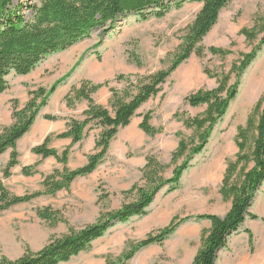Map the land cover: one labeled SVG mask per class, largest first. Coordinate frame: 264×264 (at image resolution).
Here are the masks:
<instances>
[{
    "label": "trees",
    "instance_id": "trees-1",
    "mask_svg": "<svg viewBox=\"0 0 264 264\" xmlns=\"http://www.w3.org/2000/svg\"><path fill=\"white\" fill-rule=\"evenodd\" d=\"M235 0H0V95L10 89L8 78L11 75L26 76L32 73L47 57L65 52L74 46L90 39L95 33L106 35L119 22L131 16H138L140 21L152 18L163 19L173 10H179L186 4L201 3L203 7L194 22L186 29V34L177 50L169 54L171 57L168 68L143 77H138L134 84L130 76L120 75L117 81L125 83L122 90L111 89L112 98L109 108L98 105L94 95L106 84L96 85L90 81H82L74 86L65 101L69 108H75L80 102L89 104L83 120L71 119L67 131L46 138L45 142L33 149V153L44 159L53 157L62 170H55L43 176L42 190L19 196L8 190L0 181V214L11 208L30 203L43 196H55L60 191H70L72 184L82 177L92 175L102 165L107 157L110 144L121 129L128 127L138 110L151 99L156 98L163 86L180 66L193 55L198 58L206 56V49L201 46L204 39L217 25L221 11ZM264 25V19H261ZM258 48L249 54H241L229 74L219 77L209 70L205 74L212 79H218V88L192 93L185 103L198 108L206 106L207 110L201 118H191L187 113H177L175 119L182 121L187 128L196 129L199 133V144L190 146L184 139L180 140L178 149L172 156L171 166L177 165L170 179L165 178V172L170 166L163 165L157 155L149 154L146 165L141 170L140 183L122 193L125 196L123 206L114 211L102 212L97 221L79 230L70 228L62 237H53L39 252H27L15 261L6 257L0 264H62L92 248L93 243L104 237L116 225L126 223L135 217H146L150 206L157 196L165 189L173 193L179 189L182 175L190 167L196 155L201 154L209 143L217 123L226 115L230 104L238 95L240 79L250 67L257 53L264 46V29ZM248 42L256 38L254 30L241 32ZM101 47L98 45L97 48ZM212 55L224 57L228 52L209 48ZM129 62L143 67L139 56L130 55ZM79 66V63L75 68ZM74 68V69H75ZM232 75L236 83L230 85ZM68 77V76H66ZM66 77L57 81L49 90L43 87L30 90V100L25 107L20 108L19 101H10L13 124L0 127V157L11 151L10 160L3 172L4 178L12 176V169L19 165L17 144L31 129L40 111L47 106L50 97L65 81ZM220 78V79H219ZM260 112L257 123L252 116L245 127L238 129L236 143L239 148L236 161L228 162L222 191L233 196V206L230 212L220 218L216 215L196 216L198 220H207L212 224L205 233L203 247L194 259L193 264H216L218 253L226 247L228 238L246 221L247 217L256 220L250 213L257 192L264 183V102L261 100L254 108V113ZM252 114V115H253ZM47 119L55 120L48 116ZM152 113L143 116L140 129L150 137L163 132L150 124ZM94 127L102 128V133L96 142L95 152L88 156V163L76 170L68 168L71 148L58 152L49 147L53 139H71L78 144L86 137L87 130ZM255 135L252 154L245 152L251 136ZM179 136V134H178ZM191 147V148H190ZM251 161V170L241 167L243 162ZM38 164L23 168V175L32 177L38 174ZM240 177V184H232V178ZM109 194L102 191L99 202H105ZM38 217L55 226L67 223L63 213L51 207L39 209ZM191 218H175L165 229L149 235L137 243L130 242L121 257H107V264H128L141 250L157 244L163 245L177 229ZM250 233V232H249ZM251 234V233H250ZM251 242L253 236L251 234Z\"/></svg>",
    "mask_w": 264,
    "mask_h": 264
},
{
    "label": "rangeland",
    "instance_id": "rangeland-1",
    "mask_svg": "<svg viewBox=\"0 0 264 264\" xmlns=\"http://www.w3.org/2000/svg\"><path fill=\"white\" fill-rule=\"evenodd\" d=\"M202 7L203 4L201 3L186 4L179 10H173L163 19L152 18L146 22L140 21L138 16H131L128 19L119 22L115 29L106 35H101L100 32H97L90 39L65 51L66 53L62 52L47 57L37 66L38 72L36 74L43 75L44 73L46 77H52L50 76L52 72L58 71L62 68L64 69V66L68 63H61L62 59H60V56L62 54H66L70 58L79 57L78 62H76L79 63L85 55L100 51L102 55H105V58H109L112 53V56L115 57L116 68L120 73H125L126 68L130 64L136 65L129 62L130 55L139 56L143 62V67H139V74L141 75L138 76L144 78L149 72H155L159 70L160 67L164 69L168 68L171 59L168 55L174 53L182 43V39L186 34V29L194 22ZM261 19H264V0H235L223 9L217 25L201 44V46L207 50L206 56L204 58H198L193 55L186 63H184L185 66L184 64L180 66L181 72L179 78L176 77L174 82V80L172 81L171 76L168 80V85L165 88L167 90L169 88V91L172 93L177 87L178 93L181 96V100H173L169 105V110L172 112L176 111V114H182L185 112L191 118L203 117L207 107L200 106L198 109L193 110L191 109L192 107L185 103L186 98L192 93L201 90L211 91L218 88V79L208 77V75L205 74V70L218 74L219 77L229 74L234 63L240 60L241 54H249L258 48L261 38L263 37L260 30L263 31L264 29L263 23L259 22ZM255 28L257 32L256 38L252 42H248L241 32L243 30H254ZM98 45H101V47L97 48ZM211 47L228 52V55L224 57H221L220 55H212L209 52V48ZM19 79V76L15 75H11L8 78L11 90L12 88L15 89ZM138 79L139 78L136 76L135 78H132L131 82L136 84ZM235 83L236 78L232 75L230 85H234ZM124 86L127 85L124 83ZM261 100L264 102V46L259 50L257 57L240 79L238 95L236 99L232 101L228 109L229 118L232 120L231 124H235L238 121L240 122L242 116L245 118L243 120H249L252 116L253 122L256 124L260 112L253 114L254 108ZM175 115L168 125L172 126L173 124L179 123L184 125L182 121L175 119ZM184 128L185 129L179 134V136L178 134H170L168 136L171 137L173 143L176 144L173 151H162L154 154L157 155L163 165L170 166L165 172V178L167 179H170L173 176L175 167L182 164L184 161V158H182L178 161L177 165L171 166L172 156L178 149L180 140L184 139L190 146H196L200 143L199 133L196 129L187 128L185 125ZM228 128L229 126L227 129ZM254 141L255 135L253 137L251 136L249 144L245 150L248 156L252 154ZM196 156L192 160L189 169L183 173L179 189L173 193H167V189L163 190L157 196V202H154L151 205L153 209H155L162 206L165 202H168L172 207L176 208L175 215L170 224L175 218H191L174 233L182 235V241L178 243V241L175 242L173 238L169 243L170 249H168V251L164 250L162 254H159L158 256L155 255V257L152 260H149L148 263L145 260V254L143 258L141 257L140 259L133 261L132 264H174L177 260L172 259V257L169 258L168 254L172 255L175 249L177 251L180 250L181 255L184 256L187 261L193 256L195 258L202 249L205 233L208 232L204 229L207 220H198L196 219V216L214 215L211 214L213 211L212 206H215L217 203H220L225 210L229 209L228 204L231 202L233 206V196L230 194H224L222 191L223 182L222 185L214 187L205 184L201 185L200 183V185H198L192 181V176L194 175V171H196ZM236 159L233 160V162L236 161ZM126 164L122 162L117 163L115 160H111L107 162L105 166H102L99 171L107 173V169L113 170L116 166L124 168L127 167ZM6 165L7 162L5 160L0 163L1 168H6ZM241 167L246 168L249 171L254 167V163L246 161L242 163ZM4 170L5 169H0V180H2L4 186L12 193L22 196L27 193H35L42 190V188L40 190L38 189L42 186L43 177H39V180L37 179L36 182L32 179L33 185L27 186L21 173L13 174L11 178L5 179L3 177ZM109 171L110 177L113 176L114 173L111 170ZM238 176L236 175L232 178V184H240V177ZM141 178L132 186L127 185L124 187L130 190L134 185L140 183ZM115 189V186L108 184L102 179L98 192L101 195L103 191L109 194V197L105 202L100 203L98 201V203L101 204L100 215L102 212L118 210L125 203V196L122 195L124 191L114 192L116 191ZM56 195L52 197H55L56 200L63 199L62 197H56ZM112 195L113 197H111ZM69 196H72L71 192L69 193ZM38 199L27 204L15 206L0 214V260L3 257H6L11 261H15L29 251L34 253L39 252L53 237H62L66 235L70 228L79 230L88 226V224L93 222L94 219H96V222L99 218H84L80 215V212L76 210L75 206H71L69 209L59 210L63 213L67 223H59L53 226L41 220L37 215V211L46 207H51L54 210L58 209L48 206L49 203ZM187 199L190 201H186ZM221 199L223 200V203L221 202ZM206 202L208 205L199 207V204ZM209 212L210 214H208ZM132 223L134 224V222ZM169 225L148 234L143 240L149 235L167 228ZM130 242L137 243L140 241H129L128 243ZM128 243L118 256H112V258L117 259L121 257L128 247ZM141 252L142 250L136 255ZM131 261H129L128 264Z\"/></svg>",
    "mask_w": 264,
    "mask_h": 264
},
{
    "label": "crops",
    "instance_id": "crops-1",
    "mask_svg": "<svg viewBox=\"0 0 264 264\" xmlns=\"http://www.w3.org/2000/svg\"><path fill=\"white\" fill-rule=\"evenodd\" d=\"M60 59H62L61 63L68 64L64 66V69L52 72L50 75L52 77H46L44 73L43 75L36 74L38 72L36 68L26 76H19L20 79L15 89H9L6 93L0 95V127H9L13 124L11 100H18L20 108H23L30 100V90L40 87L49 90L57 81L68 76L50 97L47 106L40 111L30 131L18 141L19 165L12 169V176L19 173L23 175L24 167L38 164V174L32 177L23 175L27 186L33 185L32 179L36 182L43 175H49L55 170L63 169V165L59 164L55 158L44 159L42 156L33 153V149L42 145L46 138L66 132L68 122L71 119H84V113L89 108V104L86 101L80 102L75 108H69L65 101L74 86L79 85L82 81H90L96 85L109 82L108 87L101 88L94 95V100L98 105L109 108L112 98L111 89L122 90L125 87L124 83L117 81V77L121 74L130 76L131 78L141 75L139 74L140 68L132 64L126 68L125 73H120L116 68L115 57L112 56V53L109 58H105V55H102L100 51L85 55L76 69L74 68L78 64L76 62H78L79 57L70 58L66 54H62ZM163 69L160 67L155 72ZM155 72H149L148 75ZM180 72L181 67L172 75V81L174 80L175 82L176 77L179 78ZM167 83L163 86V91L156 98L151 99L138 110L130 125L119 131L110 144L104 163L98 167L96 172L90 176L78 178L72 184L70 191H60L56 197H62L63 199L56 200L55 197L46 196L38 200L47 202L49 203L48 206H52L58 210L69 209L71 206H75L82 217L98 218L101 212V204L98 203L100 195L98 188L100 183H102V179L116 187V191L114 192L128 191L124 186H132L142 177L141 170L145 167L146 157L149 154L173 151L176 144L168 136L170 134H180L185 128L182 123L173 124L172 126L168 125L176 114V111L172 112L169 110V105L174 99L181 100V96L178 93L177 87L172 93L169 91V88L167 90L165 88L168 85ZM191 109L196 110L198 108ZM149 112L152 113L150 124L157 129H163V132L155 137L148 136L140 129L143 116ZM48 116L55 117L56 119L49 120L47 119ZM243 119H245L244 116H242L240 122L231 124L232 120L229 118L228 110L227 114L216 125L205 150L196 156V171H194L192 181L198 185L205 184L214 187L222 185L228 162L235 160L239 153L236 143L238 129L245 127L248 122V120ZM228 126L229 128L227 129ZM102 131L100 127H94L92 130L88 129L86 137L78 144H73L71 139H53L49 147L58 152L71 148L68 168L76 170L88 163V156L95 152L96 142ZM10 153L11 151L4 153L0 157V163L5 160L8 164ZM111 160H115L117 163H127V167L116 166L113 170L107 169V173L99 171L102 166H105ZM0 169L5 168L0 167ZM109 170L114 173L111 177ZM0 181L2 182V180ZM41 188L42 186L38 190ZM70 192L72 196H69ZM186 201L189 202L190 200L187 199ZM204 205H208V203L199 204V207H204ZM212 207L213 211L211 214L225 217L232 207V202L228 204L229 209L227 210L223 209L220 203ZM175 209L168 202L155 209L150 206L149 214L146 217H135L124 224H118L108 231L104 237L96 240L89 251L83 252L70 262L62 264H107V257L118 256L129 241H141L148 234L169 225L175 215ZM250 213L256 216L257 219L246 218V221L239 230L228 238L226 247L218 253L216 264H264V183L256 194L253 205L250 208ZM95 220L90 224H93ZM211 227V222L206 221L204 229L209 231ZM249 232L253 236V243L251 242V234ZM173 238L175 242L178 241L180 243L183 236L176 233L162 246L154 244L143 249L129 264H132L133 261L141 257L143 258L145 254V260L148 263L155 255L162 254L164 250L168 251L170 249L169 243ZM168 257L177 260L174 264H193L195 259L193 256L187 261L181 255L180 250L177 251L176 249L172 255L168 254Z\"/></svg>",
    "mask_w": 264,
    "mask_h": 264
},
{
    "label": "bare ground",
    "instance_id": "bare-ground-1",
    "mask_svg": "<svg viewBox=\"0 0 264 264\" xmlns=\"http://www.w3.org/2000/svg\"><path fill=\"white\" fill-rule=\"evenodd\" d=\"M252 86V85H251Z\"/></svg>",
    "mask_w": 264,
    "mask_h": 264
}]
</instances>
